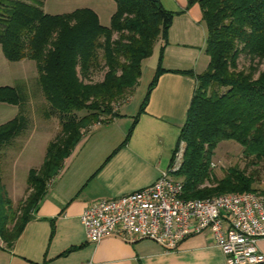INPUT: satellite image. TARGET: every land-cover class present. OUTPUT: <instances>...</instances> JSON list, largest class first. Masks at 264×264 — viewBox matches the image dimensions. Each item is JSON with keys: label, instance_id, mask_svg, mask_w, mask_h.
<instances>
[{"label": "trees", "instance_id": "1", "mask_svg": "<svg viewBox=\"0 0 264 264\" xmlns=\"http://www.w3.org/2000/svg\"><path fill=\"white\" fill-rule=\"evenodd\" d=\"M43 1L0 0L3 56L11 62L32 60L37 72L34 88L30 83V88L0 86V104L17 107L15 116L0 124V239L6 247L21 234L46 185L91 131L90 125L109 123L119 115L115 106L134 93L145 60L155 43L165 39L174 15L159 0H113L116 8L109 25H102L90 8L49 14ZM193 3L199 5L205 25L208 63L195 76L178 138L182 160L173 174L181 179L183 197L188 199L253 192L258 174L251 166L264 163V67L259 70L250 64L239 69L238 59L243 55L254 63L264 58V0H188ZM101 68L102 80L91 81ZM161 71L160 51L140 111ZM29 97L37 101L40 118H56L60 131L47 144L40 167L28 170L30 193L15 212L2 183L1 161L5 147L29 125ZM131 131L132 127L128 136ZM224 140L239 144L247 164L229 166L216 177L211 159Z\"/></svg>", "mask_w": 264, "mask_h": 264}, {"label": "crops", "instance_id": "2", "mask_svg": "<svg viewBox=\"0 0 264 264\" xmlns=\"http://www.w3.org/2000/svg\"><path fill=\"white\" fill-rule=\"evenodd\" d=\"M159 2L174 15L165 39L155 43L150 61L142 66L135 99L131 96L120 106L118 116L94 126L77 144L46 185L13 245L6 247L0 239V264H226L208 231L166 251L148 239L129 243L108 236L91 243L80 222L87 204L154 182L169 168L173 152L182 143L178 138L196 87L195 76L208 63L206 29L197 3ZM90 9L99 15L97 8ZM160 51L162 71L140 111ZM16 111L9 115L15 116ZM257 247L264 256V237Z\"/></svg>", "mask_w": 264, "mask_h": 264}, {"label": "built area", "instance_id": "3", "mask_svg": "<svg viewBox=\"0 0 264 264\" xmlns=\"http://www.w3.org/2000/svg\"><path fill=\"white\" fill-rule=\"evenodd\" d=\"M182 155L181 143L171 167L151 184L87 204L80 215L86 240L96 243L115 236L132 243L148 239L172 251L188 237L208 231L224 253L226 264L264 262L257 247L264 237V194L184 198L183 183L173 176Z\"/></svg>", "mask_w": 264, "mask_h": 264}, {"label": "rangeland", "instance_id": "4", "mask_svg": "<svg viewBox=\"0 0 264 264\" xmlns=\"http://www.w3.org/2000/svg\"><path fill=\"white\" fill-rule=\"evenodd\" d=\"M108 3L115 5L113 0H44L42 8L46 13L60 14L71 12L76 8H90V6H93L97 8L100 23L102 25H109L110 16L115 11L116 6L111 8ZM107 4L109 5L108 8ZM155 50H157L156 46ZM154 53H157V51ZM146 61L150 60L146 59L145 62ZM250 64L253 66L256 65L257 69L261 70L264 67V58L261 60L255 59L254 63H252L246 56L241 55L239 57V69L245 70ZM104 72V68L95 71L91 75L90 80L93 82L101 81ZM36 75L35 63L32 60L8 61L3 56L0 47V86H19L25 84L26 87L30 88L28 84L30 83L31 87L34 88L36 86ZM138 89L139 86H136L134 93L137 94ZM134 93L131 96L135 99L136 95ZM29 99V110L27 115L29 118V125L19 137L15 138L10 145L5 147L4 158L1 161L2 183L5 187L7 197L11 200V209L15 212L19 211L21 202H23L30 193V190H27L26 186L28 170L30 168L38 169L40 167L47 144L54 140L55 136L60 131L58 120L56 118L47 120L40 118L38 115L39 111L36 108L37 101H32V97H29ZM124 103L125 102L122 104ZM121 105H116L114 108L115 111L118 112ZM12 110L16 111L17 107L10 106L9 104H0V124L10 120L12 116H14L9 115ZM6 116L9 117L7 118ZM101 124V121L94 122L90 125L89 129ZM85 135L86 134H84V136ZM246 162V159L242 156V148L239 144L232 140H224L221 141L214 150L210 167L216 177H221L224 169L227 167L238 165L242 168L247 164ZM251 168L258 174L254 184L257 190L253 192L264 194V163L251 166ZM174 178L178 177L174 176ZM205 183L207 184L208 182ZM9 227H11V224H9Z\"/></svg>", "mask_w": 264, "mask_h": 264}]
</instances>
